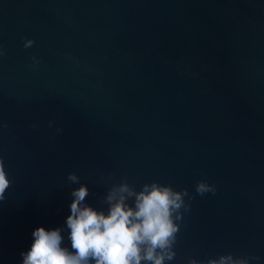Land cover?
Listing matches in <instances>:
<instances>
[{"label":"water","instance_id":"water-1","mask_svg":"<svg viewBox=\"0 0 264 264\" xmlns=\"http://www.w3.org/2000/svg\"><path fill=\"white\" fill-rule=\"evenodd\" d=\"M0 158V264L121 180L195 197L167 264H264V0H0Z\"/></svg>","mask_w":264,"mask_h":264},{"label":"clouds","instance_id":"clouds-1","mask_svg":"<svg viewBox=\"0 0 264 264\" xmlns=\"http://www.w3.org/2000/svg\"><path fill=\"white\" fill-rule=\"evenodd\" d=\"M33 43L25 40L24 47L29 48ZM33 61L35 67L39 62L35 57ZM67 180L69 186L80 184L75 173H69ZM10 185L0 158V201L5 199ZM195 192L200 196L214 195L216 186L200 180ZM89 194L86 184L71 191L66 228L35 229L30 250L21 252L22 264H167L175 259L177 234L184 214L191 210L190 201L195 199L187 188L177 191L171 185L153 181L144 183L137 191L134 185L121 180L112 184L101 201L107 205L106 210L88 204ZM66 230H70V248L62 246L65 239L62 233ZM258 259L227 254L206 262L193 258L189 264H249V260Z\"/></svg>","mask_w":264,"mask_h":264}]
</instances>
